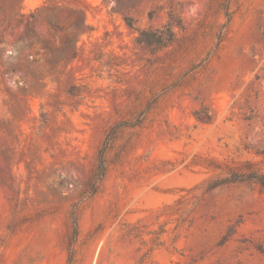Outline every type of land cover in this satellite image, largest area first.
<instances>
[{
  "label": "rangeland",
  "instance_id": "374dc122",
  "mask_svg": "<svg viewBox=\"0 0 264 264\" xmlns=\"http://www.w3.org/2000/svg\"><path fill=\"white\" fill-rule=\"evenodd\" d=\"M0 264H264V0H0Z\"/></svg>",
  "mask_w": 264,
  "mask_h": 264
},
{
  "label": "trees",
  "instance_id": "16d2710c",
  "mask_svg": "<svg viewBox=\"0 0 264 264\" xmlns=\"http://www.w3.org/2000/svg\"><path fill=\"white\" fill-rule=\"evenodd\" d=\"M173 15H170L169 21L164 24L163 26L156 28V29H145V28H136V31L138 32V35L135 38V42L140 45H146L149 47H163L167 46L176 39V31H175V21L173 19ZM128 23L132 26L131 19H128ZM115 128H113L109 135H108V142L112 140L113 135L115 133ZM107 144V142H106ZM107 166L106 161L104 157V148L100 151L99 154V163L97 167L96 174L94 176V179L92 183L90 184V194H94L100 182L104 178L106 174ZM73 216V222H74V234L73 237L75 238L78 232V219L76 215Z\"/></svg>",
  "mask_w": 264,
  "mask_h": 264
}]
</instances>
